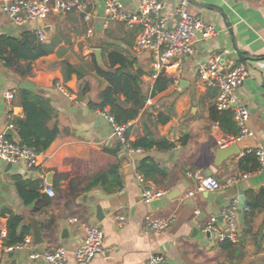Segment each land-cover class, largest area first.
<instances>
[{
  "label": "crops",
  "instance_id": "obj_1",
  "mask_svg": "<svg viewBox=\"0 0 264 264\" xmlns=\"http://www.w3.org/2000/svg\"><path fill=\"white\" fill-rule=\"evenodd\" d=\"M131 11L138 9L141 0H120ZM163 3L162 15L172 24L175 9L180 0H158ZM93 18L84 22L82 15H50L42 22H32L24 27L15 26L0 9V36L17 38L25 30L41 28L43 42L53 45L52 53L32 63V71L25 79L3 66L0 61V133H6L7 125L23 118L18 104L17 91L23 82L32 84L38 94L49 98L54 115L49 127L59 131L50 147L38 158V164L27 167L23 163L9 164L0 160V264H46L43 260H31L28 251L7 252V224L11 217L20 218L17 235L30 237L32 250L45 252L58 247L68 251L66 264H76L72 252L81 245L84 226H97L104 235L106 253L88 264H145L153 254L164 257L166 264H264V210H256L244 217L243 205L247 197L264 188V170L240 169L239 162L250 151L264 142V0H191L188 12L215 27L217 35L208 41L196 38L194 54L181 60L179 69L172 68L168 78L178 77V85L153 97L150 91L156 77L152 75L148 54H136L135 43L139 30L129 29L121 23H105L104 0H90ZM92 31L91 36L87 34ZM120 49L136 60L135 69L143 72L141 89L147 100L136 119L130 122L126 132L130 143L153 136L155 140L172 143L170 149L152 147L142 153H119L123 187L113 194L98 189L68 196L67 187L71 175L69 158L87 159L89 151L114 147L117 140L108 121L88 107L97 102L100 91L107 83L93 72L83 80L72 76L64 82L61 64L78 66L87 63L96 50L100 51L98 65L105 69L106 52ZM226 50L225 59L232 65L243 63L249 71L248 78L236 90L237 103L249 110L246 123L252 137L243 138L235 146L237 154L216 163L217 141L238 134L237 125L230 116L219 114L218 121L211 119L219 94L217 88H206L199 80L197 66L209 62L212 57ZM95 56V55H94ZM63 83L73 99L64 97L54 86ZM88 92L83 94V87ZM4 92H12L14 99L8 102ZM168 120L158 123L159 115ZM13 131V130H12ZM8 138L16 141L17 134ZM187 137V142H179ZM148 159L166 172V177L154 184L165 194L150 203L141 201V187L136 180L139 161ZM205 170L211 172L221 184L239 173L247 179L215 192H203L182 200L194 189ZM39 182L40 197L25 204L14 186V179ZM58 185L53 186L54 181ZM50 186L55 195L47 196L44 188ZM49 199V203L44 201ZM237 199L239 237L231 247L222 250L213 235L203 233L207 219ZM32 206V207H31ZM99 215L102 217L99 220ZM26 216L38 222L42 242L34 243L32 229ZM123 217L119 224L116 217ZM172 218L170 226L162 232L151 231L146 217ZM75 219L76 222L71 220ZM219 223L222 222L218 220ZM23 237V238H24Z\"/></svg>",
  "mask_w": 264,
  "mask_h": 264
},
{
  "label": "built area",
  "instance_id": "obj_2",
  "mask_svg": "<svg viewBox=\"0 0 264 264\" xmlns=\"http://www.w3.org/2000/svg\"><path fill=\"white\" fill-rule=\"evenodd\" d=\"M191 0H180L175 9V20L172 24L162 15L164 5L158 0H141L138 9L128 10L120 0H104V21L105 23H121L127 28L139 30L135 43L136 54L146 53L151 60L152 75L157 77L172 68L179 69L181 60L194 54V44L197 37L202 41H208L217 35L214 26L203 22L199 17L188 12ZM1 12L17 27H24L32 22H42L50 15H67L79 13L84 22H90L93 18L90 0H0ZM39 42H43L45 34L41 28L34 30ZM87 34L91 36L92 31L88 29ZM226 50L215 54L209 62L197 66V75L200 82L206 88H217L219 90L215 108L218 112L231 110L233 119L238 128V134L234 137H223L217 141V147L224 149L243 138L252 137L253 132L248 129L246 123L249 118V110L237 103L236 90L249 76L248 68L243 64L228 62L225 57ZM173 85H178V77L173 78ZM55 88L64 97L72 100L73 96L63 83L55 82ZM6 101L12 102L14 94L4 92ZM97 114L105 118L110 124L121 151L132 154L142 153L141 148H132L126 138V132L130 123L117 124L108 110H95ZM7 129L15 131L12 123ZM259 170H264V142L254 151ZM40 154L32 149L21 146L18 140L14 141L0 133V160L9 164L23 163L27 167L38 164ZM138 184L141 187L140 197L144 203H150L160 198L165 193L156 190L154 184L145 180L136 173ZM245 173L230 176L224 184L215 178L209 177L198 182L194 189L188 191L182 200L193 198L196 194L203 192H215L231 185L238 184L247 179ZM44 192L50 198L55 193L50 186L44 188ZM239 207L237 199H232L229 205L220 211L219 216L222 222L219 223L217 216H210L205 222L202 232L214 236L217 243H236L239 237L238 232ZM76 222L75 219L71 220ZM119 224L124 223L123 217H116ZM147 227L153 232H162L172 223V218L156 219L149 216L145 219ZM32 240L24 237L21 242L5 247L7 252L28 251L31 260L41 259L46 264H66L68 251L63 247L53 250L38 252L32 250ZM106 253L104 248V235L97 226H84V238L79 247L73 252V259L76 264H88L97 256ZM145 264H166L164 257L160 254L151 255Z\"/></svg>",
  "mask_w": 264,
  "mask_h": 264
},
{
  "label": "trees",
  "instance_id": "obj_3",
  "mask_svg": "<svg viewBox=\"0 0 264 264\" xmlns=\"http://www.w3.org/2000/svg\"><path fill=\"white\" fill-rule=\"evenodd\" d=\"M53 45L39 42L33 31L25 30L15 37L0 36V61L3 66L12 70L20 78L25 79L31 74L32 63L37 59L52 53ZM107 61L105 69L100 67L96 57L92 54L89 62L78 66L61 64L64 82L69 81L72 76L77 80H83L88 72L95 73L98 77L106 81L107 86L100 91L97 102H88V107L92 110H108L117 124H127L137 118L139 111L144 107L147 95L142 93L141 77L144 75L140 69H135L136 60L126 56L117 48H112L106 52ZM173 79L168 78L165 73H160L152 86L150 96L165 91ZM88 92V87L84 86L82 93ZM18 104L23 111V118L13 121L17 140L21 146L34 150L38 154L44 153L56 139L59 131L54 127H49L48 123L54 115V109L47 96L36 92L19 89L17 91ZM230 110L218 112L215 107L210 111L211 119L218 121L220 116H230ZM168 117L159 115L158 123L163 124ZM127 138V134H126ZM187 137L179 140L184 144ZM132 148L149 150L157 148L170 149L174 147L172 143L155 140L153 136L141 138L135 143H130ZM121 146L117 143L114 147L103 148L101 150H90L87 159L69 158L64 161L65 165L71 166V171L65 176H70L67 187V195L72 196L85 193L92 189H98L104 194H113L123 187V177L120 172L119 153ZM249 165L248 171H256L259 163L254 154H246L240 159V169H245ZM137 173L141 174L145 180L155 184L166 177V172L159 168L151 160L144 159L138 162ZM58 181L53 182L57 187ZM14 186L19 197L25 204H30L40 197L39 182H25L20 178L14 179ZM49 203V199L44 201ZM256 210H264V188H261L254 196L247 197L242 214L244 217L252 215ZM20 218L11 217L7 224L6 246H12L22 241L24 235H17L16 228ZM230 242L220 244L222 250L231 247Z\"/></svg>",
  "mask_w": 264,
  "mask_h": 264
},
{
  "label": "water",
  "instance_id": "obj_4",
  "mask_svg": "<svg viewBox=\"0 0 264 264\" xmlns=\"http://www.w3.org/2000/svg\"><path fill=\"white\" fill-rule=\"evenodd\" d=\"M94 55L97 59L98 62H100V51L99 50H96L94 52ZM19 89H25V90H30V91H33V92H36V93H41V92H38V90L36 89L35 86H33L32 84L30 83H27V82H23L19 85ZM7 136H10L12 137L14 134H13V131L12 130H6V133H5ZM237 154V151L235 150V146H229V147H226L224 149H220V148H217L216 150V155H215V158H216V163L217 164H220L221 162H223L224 160H226L227 158L233 156ZM203 177H210L211 176V172L210 171H206L202 174ZM32 207V206H31ZM29 226L31 227L32 229V236H33V241L34 243L36 244H39L42 242V238H41V232H40V229L38 227V222L35 218L33 217H30V216H26L25 217ZM99 220L102 219V217L99 215ZM219 221L222 220L221 217L218 218Z\"/></svg>",
  "mask_w": 264,
  "mask_h": 264
}]
</instances>
